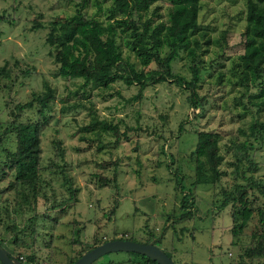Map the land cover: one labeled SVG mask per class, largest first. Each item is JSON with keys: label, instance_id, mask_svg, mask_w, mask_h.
<instances>
[{"label": "rangeland", "instance_id": "1", "mask_svg": "<svg viewBox=\"0 0 264 264\" xmlns=\"http://www.w3.org/2000/svg\"><path fill=\"white\" fill-rule=\"evenodd\" d=\"M78 1L0 0V150L14 149L10 130H16V120L10 121L15 105L38 95L42 80L54 89L49 106L40 114H35L38 105L33 103L18 116L20 121H36L41 126L35 180L40 191L24 186L27 203L21 206L20 185L0 194L4 249L22 264H67L94 243L121 237L151 242L175 264H264V253L245 252L264 229L255 211L264 195L247 187L251 212L240 229L236 227L238 204L219 206L223 191L245 182L233 174L234 166L257 185H264V105L256 110L247 97L257 91L259 82L245 90L229 70L242 51L244 0H198L197 22L204 33L195 34L200 47L193 57L180 50L170 61V71L185 79L190 77V64L198 67L193 92L199 104L195 108L188 102L189 90L172 80L148 84L137 99L127 100L136 92V84L114 81L98 89L80 86L81 79L57 76L44 38L50 23L71 14ZM95 1L101 9L108 4V0H86L81 13L102 20V13H95ZM153 6L157 7L154 21L167 23V1L157 0ZM121 41L118 36L121 56L136 70L154 68L153 62L141 68ZM260 83L264 84V75ZM69 103L74 109H69ZM89 109L116 122L117 129L129 132L130 126L138 130L131 131L128 139L123 137L118 147L96 152L94 141L88 140L92 134L79 131L89 119ZM41 116L45 125H41ZM249 125L255 127L254 132ZM198 130L218 135L219 176L211 183L194 182L193 146ZM80 135L85 139L80 140ZM242 141L250 144L246 153L255 163L251 172L245 171L244 160L236 162L233 156V144ZM59 167L77 189L75 212L80 222L65 215L62 219H67L58 222V216L51 215L52 209H63L59 208L63 199L67 202L65 188L55 176ZM7 183L2 182L0 189L7 188ZM123 253L109 252L90 264H120L127 259Z\"/></svg>", "mask_w": 264, "mask_h": 264}, {"label": "trees", "instance_id": "2", "mask_svg": "<svg viewBox=\"0 0 264 264\" xmlns=\"http://www.w3.org/2000/svg\"><path fill=\"white\" fill-rule=\"evenodd\" d=\"M156 1L108 0V4L102 9L95 1V13L101 12L103 15V19L99 20L92 15H83L81 7L84 6L86 0H79L75 3L76 6L71 14L50 23L44 38L57 65L55 74L66 79H81L80 86L89 85L90 88L98 89L107 88L114 81H121L125 85L136 84V92L127 100L137 99L141 90L148 84L172 80L177 85L189 90L188 102L194 108L197 107L199 101L195 98L193 87L198 78V67L190 64L188 66L190 77L185 79L172 73L169 65L180 50L185 51L187 56L193 57L195 49L200 47V42L195 34L203 35L204 33L200 31L197 22L198 0H166L169 4L167 23L154 21L153 17L157 16V5L151 8L150 5ZM118 36H121L122 44L133 54L141 68H145L150 62L154 63V68L136 70L132 63L121 56L119 45L116 42ZM205 43H208L207 38ZM229 70L235 76V83L245 90L259 82L257 91L248 93L247 97L256 110L260 109L264 105V84L260 83V79L264 75V0H244L242 51L232 62ZM41 86L43 90L38 95L35 94L25 103L15 105L16 112H13L15 117L10 121L12 124L16 120V130L14 131L13 128L10 130L14 136V149L10 152L2 148L0 150V184L8 182L7 188L0 189V194L5 190H15L20 185V189L17 190L20 206L27 203L24 200L26 198L23 194L24 186L30 187L33 191L35 189L40 191V183L36 184L35 180L37 181L38 178L37 157L39 156L37 155V134L38 128L41 126L36 121L33 123L20 121L19 117L25 111L24 109H29L33 103L38 105L35 109L37 115L40 114L43 107L49 106L48 102L53 97L54 89L45 80H42ZM71 104H68L69 109H74L75 105ZM88 114V121L81 125L79 131L92 134L88 140L94 141L96 152L105 148L118 147L124 139L123 137L128 139L131 131L138 130V128L130 126L128 127L129 132L117 129L116 122L112 123L109 119L97 116L94 109H89ZM41 120V125H45L44 116H41ZM254 129L253 125H249L250 132H254ZM102 136L107 138L103 139ZM217 137L215 132L196 131L193 146L195 183H211L219 176L217 165L221 160V155L218 152ZM79 139L84 140L85 138L80 135ZM248 147L250 144L243 141L236 142L233 144V156L236 162L244 160L246 162L245 171L251 172L254 170L255 163L247 156ZM59 169L55 172V176L60 178L61 185L65 188L67 193L65 200L73 201L77 189L70 184L72 183L71 176L61 170V167ZM233 174L238 175L245 182L243 184L234 183L228 190L223 191L219 206L223 207L232 202L238 204L239 208L235 213L240 216V219L236 227L240 229L251 212L247 205V187H254L259 194L264 195V185H257L250 175H245L244 171L239 170L237 166L233 167ZM10 177H12L11 180ZM63 205H66L64 199L59 207L63 208L62 210H64ZM255 211L258 224L264 226V202ZM232 216H234V212ZM250 234L254 236L255 232ZM115 238L121 239V237ZM102 241L100 240V242ZM100 242L94 243L93 246ZM1 243L0 240L2 246ZM263 249L264 229L258 233L254 245L250 249H245V252L246 255H261L264 253ZM125 254H127V259L120 264H158L142 254L124 252L122 256ZM73 260H69L68 263ZM18 261L21 262L20 259ZM23 264L25 263L23 262ZM108 264L113 263L109 261Z\"/></svg>", "mask_w": 264, "mask_h": 264}, {"label": "water", "instance_id": "3", "mask_svg": "<svg viewBox=\"0 0 264 264\" xmlns=\"http://www.w3.org/2000/svg\"><path fill=\"white\" fill-rule=\"evenodd\" d=\"M115 251L135 252L154 260L158 264H174L173 261L159 247L151 242H139L131 239L113 238L106 239L81 253L75 260L68 264H90L99 256ZM1 264H22L0 245Z\"/></svg>", "mask_w": 264, "mask_h": 264}, {"label": "crops", "instance_id": "4", "mask_svg": "<svg viewBox=\"0 0 264 264\" xmlns=\"http://www.w3.org/2000/svg\"><path fill=\"white\" fill-rule=\"evenodd\" d=\"M103 197H106V194L104 193L103 194ZM78 198H79V196L77 195V194H75V199L73 200V201H67L66 202V205H63L64 206V210H61V211H57V212H55L54 210L55 209H52L51 210V215L52 214H55V216H58L57 217V220H59L58 222H61L62 220H66L67 218H70V221L71 220H73V218H75V220H76V222L78 221V222H80V220L81 219H79V217H78V215L76 214V212H75V207H76V205H78L79 204V202H78ZM97 197H95V201H96V203H97ZM145 199V198H144ZM146 201V200H145ZM147 202V201H146ZM62 206V205H61ZM100 206H101V201H98V206H97V208H98V210H100V209H102V208H100ZM66 212V213H65ZM60 214V215H59ZM65 215V217H67V218H65V219H62L63 218V216Z\"/></svg>", "mask_w": 264, "mask_h": 264}]
</instances>
